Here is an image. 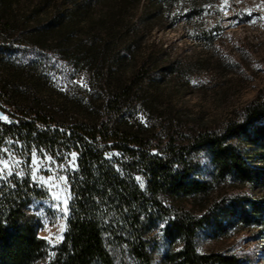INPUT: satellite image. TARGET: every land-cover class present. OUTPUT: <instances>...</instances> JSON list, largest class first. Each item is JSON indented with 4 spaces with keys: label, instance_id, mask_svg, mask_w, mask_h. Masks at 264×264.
<instances>
[{
    "label": "trees",
    "instance_id": "obj_1",
    "mask_svg": "<svg viewBox=\"0 0 264 264\" xmlns=\"http://www.w3.org/2000/svg\"><path fill=\"white\" fill-rule=\"evenodd\" d=\"M211 1L41 0L20 13L21 0H0V48L54 51L84 69L95 91L56 104L34 85L0 84L2 99L29 97L13 111L0 108L8 117L0 119V154L6 146L29 159L35 150L49 153L67 164L71 190L66 231L51 246L39 234L36 202L47 197L44 186L29 172L0 182V264H116L113 249H127L137 264H154L159 227L172 248L169 264L247 261L200 252L198 239L203 230L218 238L237 229L264 230V91L219 128L143 119L148 110L159 114L160 101L147 97L144 82L183 79L190 69L171 60L163 43L148 42L149 34L172 14H196ZM207 43H215L211 33ZM200 153L216 180L257 194L223 197L203 211L176 203L201 201L212 191L210 181L197 177Z\"/></svg>",
    "mask_w": 264,
    "mask_h": 264
},
{
    "label": "rangeland",
    "instance_id": "obj_2",
    "mask_svg": "<svg viewBox=\"0 0 264 264\" xmlns=\"http://www.w3.org/2000/svg\"><path fill=\"white\" fill-rule=\"evenodd\" d=\"M41 4V0H21L19 6L15 5V11L27 13ZM209 33L214 38L213 45L207 43ZM152 41L163 43L171 60H179L190 69L183 79L168 76L154 86L149 81L144 82L142 91L147 97L157 96L160 100L159 114L148 110L143 114L145 121L150 118L158 122L174 119L183 127L219 128L264 91V0H213L199 7L196 14H172L164 23L155 25L148 36V42ZM2 83H17L22 87L34 85L39 96L56 104L82 101L95 92L84 69L76 68L54 51L26 46L0 48ZM28 99L0 97V108L13 111L16 106L26 104ZM4 149L7 151L0 154V159L7 162V167L0 165V182L14 173L29 172L44 186L47 197L36 202L43 221L39 234L55 240L54 244L47 240L51 246L57 245L63 239L70 213L67 164L45 151L35 150L29 159L14 148L6 146ZM34 155L39 158L35 167ZM194 157L199 162L197 177L210 181L212 191L201 201L189 197L178 199L176 203L203 211L223 197L257 194L250 186L230 179L216 180L205 153ZM258 195L262 196V193ZM162 228L155 231L154 264H169L165 255L172 248ZM198 250L235 254L247 260L243 264H264V230L256 227L237 229L220 238L203 230L198 239ZM113 255L116 264H137L127 249H113Z\"/></svg>",
    "mask_w": 264,
    "mask_h": 264
},
{
    "label": "snow or ice",
    "instance_id": "obj_3",
    "mask_svg": "<svg viewBox=\"0 0 264 264\" xmlns=\"http://www.w3.org/2000/svg\"><path fill=\"white\" fill-rule=\"evenodd\" d=\"M244 11H250V10L245 9ZM0 119L7 121L8 120V117L6 115H4V114H0ZM3 151L6 152L7 149H3ZM106 155H111V154L110 153H106ZM69 156L70 157H76L77 156V153L76 152H71L69 154ZM48 159H51V157H48ZM38 163H39V158L35 157V155H34V157H33V167H35V165L38 164ZM0 165H4L5 167H7V162L4 161V160H2V159H0ZM137 179H139V177H137ZM42 239L51 240V237H42ZM51 242L53 244L56 243L55 240H51Z\"/></svg>",
    "mask_w": 264,
    "mask_h": 264
},
{
    "label": "water",
    "instance_id": "obj_4",
    "mask_svg": "<svg viewBox=\"0 0 264 264\" xmlns=\"http://www.w3.org/2000/svg\"><path fill=\"white\" fill-rule=\"evenodd\" d=\"M0 114H4V111L2 109H0Z\"/></svg>",
    "mask_w": 264,
    "mask_h": 264
}]
</instances>
